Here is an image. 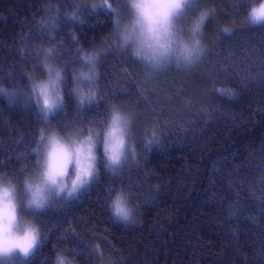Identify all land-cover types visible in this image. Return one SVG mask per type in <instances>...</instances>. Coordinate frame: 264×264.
I'll return each instance as SVG.
<instances>
[{
	"label": "trees",
	"instance_id": "obj_1",
	"mask_svg": "<svg viewBox=\"0 0 264 264\" xmlns=\"http://www.w3.org/2000/svg\"><path fill=\"white\" fill-rule=\"evenodd\" d=\"M199 1L215 9L203 56L153 71L118 44L123 0H110L116 13L91 0H0V87L13 100L0 98V181L21 188L34 175L41 130L99 133L113 105L133 116L136 147L115 173L99 150V178L37 212L42 243L0 264H53L56 253L73 264H264V24L246 22L254 0ZM78 49L97 53L100 73L98 101L84 108L72 94ZM49 51L65 67V103L45 123L31 86ZM121 189L127 224L108 208Z\"/></svg>",
	"mask_w": 264,
	"mask_h": 264
},
{
	"label": "clouds",
	"instance_id": "obj_2",
	"mask_svg": "<svg viewBox=\"0 0 264 264\" xmlns=\"http://www.w3.org/2000/svg\"><path fill=\"white\" fill-rule=\"evenodd\" d=\"M91 3L93 11L104 10L108 13L117 11L110 0H91ZM126 3L129 10L127 19L121 21L119 16L113 17V30L121 50H130L134 58L142 61L153 71L163 70L170 64H175L178 68L191 66L203 56L205 48L201 37L207 20L215 14L214 8L199 10L185 30L180 21L197 0H126ZM69 16L73 14L69 13ZM246 22L252 26L264 24V0H254L247 10ZM224 31L228 29L225 28ZM72 35L73 39H76V34ZM78 51L83 66L72 72V94L78 105L84 108L98 101L99 88L96 84L100 73L97 53L80 49ZM52 54L53 52L49 51V62L42 65L43 78L31 86L33 100L45 121L65 103L63 91L66 80L65 67L57 64ZM217 90L229 96L234 95L230 89ZM0 98L6 99L10 105L13 104L4 87H0ZM132 124L133 116L119 106L113 105L99 133L87 128L84 131L77 130L69 136L57 129L48 132L41 130L33 149L37 157L35 161L37 175L35 179L26 176L23 180L24 207L39 212L47 208L53 199L63 197L70 200L89 187L99 178L98 146L103 153L104 167L109 173H115L122 167L129 153L135 159L136 147L131 136ZM82 145L86 146L83 151L87 153L89 162L86 166L79 167L77 161L70 158L67 165V174L72 177L70 183L66 182L65 171L54 173L49 169V159L54 152L64 149L69 154L80 153ZM110 191L113 194L108 208L114 220L123 224L132 222L134 214L128 194L122 189ZM16 194L14 180L9 178L6 182H0V208L4 210L8 222L9 219L12 222L18 218L14 215V210L18 211L19 207ZM26 235L31 243L25 250V255L29 253V249L42 243L39 224L33 222ZM53 264H73V261L66 253H56Z\"/></svg>",
	"mask_w": 264,
	"mask_h": 264
},
{
	"label": "rangeland",
	"instance_id": "obj_3",
	"mask_svg": "<svg viewBox=\"0 0 264 264\" xmlns=\"http://www.w3.org/2000/svg\"><path fill=\"white\" fill-rule=\"evenodd\" d=\"M123 4L126 6V12H125L124 18L123 17L120 18L121 21H123L124 19H127L128 14H129V10L127 7L126 0H123ZM195 9L201 10L199 0H197V3L194 6H192L188 9L185 16L180 21L181 26L185 30L187 29V26L191 22L192 15H193V12L195 11ZM201 39H202V37H201ZM202 43L204 44L203 39H202ZM37 82H35V84ZM43 121L45 123H49L48 122L49 118L47 121H45L44 119H43ZM46 127H48V124H46ZM133 130H134V122L132 124V132H131L132 140H133ZM68 135L71 136V134H68ZM81 147H82V151L80 153L70 154V158L73 160H76V161L78 160L79 161V163H78L79 167H84L87 165V163L89 161H88L87 153L85 151H83V148L86 146L82 145ZM99 150L102 153L101 148L98 146L97 147V156H98ZM132 159H133V157H132L131 153H129L124 164L127 161L128 162L131 161ZM58 160L60 162H62L63 157L58 156ZM64 171H65L66 182L70 183L72 177L67 174V167L64 169ZM69 172L71 173V166H70ZM36 175H37V170L34 172V175L30 178L35 179ZM59 199H64V198L61 197ZM59 199H53L51 201V203L49 204V206L54 201H57ZM16 201H17V204L19 205V207H18V211L14 210V215H16L18 218L13 220L10 224L8 223V221L6 219V216H4V213H5L4 210L2 208H0V227L7 225V230L3 232V236H2V238H0V246H2L4 249H11L10 251H0V261L11 262V261H15V260L26 259L29 255H31V253L35 249V247L29 249V253L27 255H25L23 252L20 251V249L18 247H16V245H20L21 247H28V245L31 243V240L29 238H27L26 233H27L28 228L32 225L34 218H35V215L37 213L31 209L24 207L25 192H24L23 186L21 188H17Z\"/></svg>",
	"mask_w": 264,
	"mask_h": 264
},
{
	"label": "snow or ice",
	"instance_id": "obj_4",
	"mask_svg": "<svg viewBox=\"0 0 264 264\" xmlns=\"http://www.w3.org/2000/svg\"><path fill=\"white\" fill-rule=\"evenodd\" d=\"M58 156H62L63 160L62 162H60L58 160ZM70 162V154L67 152V150L64 149H60L59 151L54 152L49 159V169L54 172V173H60L63 172L64 169L67 167V165ZM77 163H79V161L77 160ZM4 216H6V214L4 213ZM9 224L11 223V219H9ZM7 230V225H4L3 227H0V238H2L3 236V232ZM16 247H18L20 249L21 252L26 254V249L29 247H21L20 245H16ZM5 249L0 246V251H4ZM7 251H10L11 249H6Z\"/></svg>",
	"mask_w": 264,
	"mask_h": 264
}]
</instances>
